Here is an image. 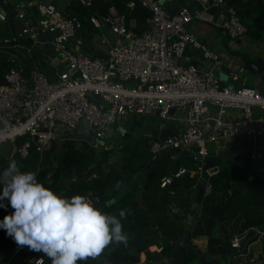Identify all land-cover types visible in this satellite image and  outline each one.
I'll return each instance as SVG.
<instances>
[{"label":"built area","instance_id":"2783aa9c","mask_svg":"<svg viewBox=\"0 0 264 264\" xmlns=\"http://www.w3.org/2000/svg\"><path fill=\"white\" fill-rule=\"evenodd\" d=\"M140 1L150 11L146 28L140 33L129 27L128 13L114 7L104 16H91L98 28L107 25L116 35L114 40H101L107 49L98 56L84 50L85 40L80 34L83 23L77 15L54 4L40 3L37 15L30 17L19 5L15 16L20 20V33L5 36L0 45L17 63L6 74L7 82L0 85V144L12 142L14 152L22 158L29 155L31 145L27 140L21 147L16 146L18 138L24 135L31 136L39 151L49 148L54 140L68 139L110 149L113 144L107 142L112 129L129 138L121 123L129 116H150L181 124L171 135L149 134L154 155L172 148L186 150L200 163L201 170L211 144L242 138L249 141L251 159L256 160L260 137L264 135V93L256 87L234 88L224 84L218 73L224 64L221 55L188 27L196 19L203 20L199 5L205 9L222 8L230 0H188L189 4L173 15L167 9V0ZM192 2L195 4L191 5ZM6 19L7 13L0 10V20ZM222 26L232 38L247 35L235 5L228 9ZM52 46L60 63L65 59V67L59 68L54 57L46 53ZM37 48L55 66L52 77L38 67L28 68L22 63L20 55L32 57ZM198 54L200 58L195 59ZM229 75L235 73L231 71ZM81 125L92 131L91 139L80 131ZM67 128L84 136H63L62 129ZM193 147L199 150H192ZM187 172L181 166L176 175ZM172 180V175L164 176L162 186ZM85 196L94 205L101 201L93 189H88ZM169 208L179 217L187 216L175 203ZM6 237L13 244L15 255H37L33 263L44 264L42 253L17 246ZM241 237L231 239L237 250Z\"/></svg>","mask_w":264,"mask_h":264},{"label":"trees","instance_id":"16d2710c","mask_svg":"<svg viewBox=\"0 0 264 264\" xmlns=\"http://www.w3.org/2000/svg\"><path fill=\"white\" fill-rule=\"evenodd\" d=\"M131 2L134 5L130 8L128 4ZM93 4L97 6L99 14ZM112 6L119 11H128V21H137L135 30L139 33L144 31L150 11L140 0H72L66 8V13L77 15L82 20L80 34L87 44H92L99 28L91 21V16H104ZM236 7L247 27V35L253 40L261 39L264 33V0H240L239 6ZM30 11L28 15L34 17L37 14V6L32 5ZM15 15L14 9L11 14H7V19L0 23V38L17 34L19 22ZM22 39L29 43L27 38ZM98 55L103 53L95 51L93 54ZM34 56L36 65L31 63L28 68L37 66L52 77L55 66L45 59L41 50L36 49ZM16 65L17 63L10 59L9 53L1 48L0 85L7 82L6 74ZM128 136L124 143L110 149H96L88 142L77 144L75 140L68 139L54 140L49 148L39 151L30 135L19 137L16 142V146L21 147L25 141L30 140L29 155L22 158L18 152H14L15 160L10 158V161H15L21 171L37 172L38 180L46 187L66 197L85 195L88 189H93L101 198L95 206L112 215H117L118 204L122 206L120 213L125 214L122 224L123 231L128 236L127 244L114 242L100 256L89 257L78 264H138L140 253L143 251L147 253L145 264H163L159 261L163 258L170 259L176 244L170 235L186 233V219L193 209V194L198 185L200 163L189 151H169L147 169L140 180L139 173L146 169V165L154 157L150 150V137H146V134ZM161 136L167 134L161 133ZM117 149L122 153L119 163L112 158L114 150ZM7 159L8 156H0V172L6 168ZM255 164L260 168L252 179L251 187H245ZM181 166H185L188 172L177 176L176 172ZM91 167L94 169L86 182L69 187L70 183L83 177ZM166 175H172L173 180L162 186V178ZM209 183L212 191L207 193L203 200V211L209 217H199L192 229V241L199 237H208L209 251L205 254V264H228L237 250L231 245L234 236H243L251 228L264 232V161H253L250 151L244 147L234 154L228 167L210 177ZM142 186L146 188L143 194H139ZM171 191L174 193L171 194ZM172 203L183 208L187 216L182 218L173 214L169 208ZM6 214H9V208L0 210V219ZM161 231L169 233V236L155 237ZM143 237L148 240L141 246L140 253H137L135 244ZM256 238L257 236H253L250 240ZM115 245L117 248L108 253ZM151 245H158L161 251L151 252ZM13 252V244L3 230H0V264ZM44 257V264H52L50 258L46 255ZM31 259V254L20 252L15 264H34ZM175 264L202 262L196 248L186 244L179 250Z\"/></svg>","mask_w":264,"mask_h":264},{"label":"clouds","instance_id":"9594fccd","mask_svg":"<svg viewBox=\"0 0 264 264\" xmlns=\"http://www.w3.org/2000/svg\"><path fill=\"white\" fill-rule=\"evenodd\" d=\"M37 177L15 161L0 172V210L12 209L0 219V230L17 246L46 255L52 264H78L114 242L127 244L124 212L106 213L85 195H61Z\"/></svg>","mask_w":264,"mask_h":264},{"label":"water","instance_id":"95a60500","mask_svg":"<svg viewBox=\"0 0 264 264\" xmlns=\"http://www.w3.org/2000/svg\"><path fill=\"white\" fill-rule=\"evenodd\" d=\"M22 2V5L25 7L27 13L30 15L29 11V3L26 0H20ZM170 1L167 5V9L169 10L170 14L173 15L176 12H178L183 5L186 4L188 0H167ZM88 3L90 1H87ZM191 5H194L195 2L190 3ZM240 0H230L226 5H224L222 8H216V7H211L208 9H205L204 6L199 5L198 7L203 10L202 17L203 19H212L215 21L218 25L221 26L222 29L228 32V29L222 26L224 23L227 15H228V9L230 8L231 5L239 6ZM95 8L96 13L99 14L97 7L93 5ZM0 10L6 12L7 14H11L12 11L14 10L13 5L10 2H6V0H0ZM18 22L20 20L16 18ZM104 29L109 30V27L107 25L104 26ZM17 33H20V30L17 28ZM55 47L52 46L50 49L46 50L47 54L53 55L55 53ZM54 62L56 65L60 68V56L54 57ZM234 67L233 71L235 73L234 76L226 75L223 76L225 77L224 83L226 85H229L231 87L237 88V87H256L261 93H264V58L262 57H254L251 56V53H245V55L237 57L234 59ZM62 68V67H61ZM172 112H174V109H172ZM150 124L155 125V129L152 131L147 130L148 126ZM162 126H165V129H161ZM174 126L175 123L173 121L165 122V120L161 117H150V116H145V117H140L136 119L135 121H129L125 120L122 123V128L129 134H134L137 136L140 135H145V134H167L171 135L174 134ZM80 131L85 134L87 139H91L92 137V131L88 128H86L84 125L80 126ZM112 141H108L107 144H110ZM260 142L264 144V135L260 137ZM242 140L237 141V145H241ZM192 150L198 151V147H193ZM173 153H177L181 151L180 149L177 148H172L170 150ZM166 153V152H165ZM165 153L161 154H156L154 155L153 159L146 165V169L142 170L139 173V179H142L143 174L146 173V170L152 167L159 159L164 157ZM10 162V159H7L6 161V167L8 166ZM230 165V161L227 159L226 156H221L219 153H216L215 155H209L204 159V162L202 164L201 170H200V176L198 179V187H197V194H196V202L193 205V209L191 212V215L186 219V233L183 235H170L171 239L176 242L175 248L173 250V253L170 257V264H175L176 263V257L183 245L186 244H191L194 246L197 250V253L201 256V262L205 264V257L203 255L204 251L198 247L193 241H192V229L194 225L196 224L197 220L199 219L200 216L203 217H209L204 211H203V200L204 197L207 193H210L212 191V188L209 187V180L210 177L221 171L222 169L228 167ZM259 165L255 164L254 169L252 170L249 179L245 183V187H251L252 184V179L259 170ZM94 167H91L87 173L79 178L78 180L74 181L72 184H69V187H72L74 184L79 185L81 183H84L87 181L88 177H90L92 170ZM146 188V187H144ZM173 194L172 192H170ZM122 206L118 204L116 206V212L117 215L119 216L120 210ZM258 234V230L256 228H251L249 229L240 239V248L243 249L249 240ZM169 236V233L161 231L159 234H157L155 237H160V236ZM147 238H140V241L135 244L136 247V252L140 253V248L141 246L147 241ZM116 245L112 246L109 250L108 253H111L116 249ZM37 256V255H36ZM36 256L33 257L31 260V263L34 262Z\"/></svg>","mask_w":264,"mask_h":264},{"label":"crops","instance_id":"0c3cea01","mask_svg":"<svg viewBox=\"0 0 264 264\" xmlns=\"http://www.w3.org/2000/svg\"><path fill=\"white\" fill-rule=\"evenodd\" d=\"M26 1H28L29 3V11L32 5H36L38 7V4L46 3V4H54L55 6H57L58 8L66 12V8L72 0H26ZM179 1H183V0H179ZM6 2H10L13 5L15 11L18 10L19 5L24 10H26L20 0H6ZM169 2L170 1H168V3ZM186 4H189V1H187ZM128 5L131 8L134 5V3L131 2ZM112 7L117 9L115 6H112ZM124 12L128 13V11H124ZM36 15L37 14H35L34 17ZM0 23H2L1 20H0ZM128 24L132 30L137 32V30H135L137 27V21L135 19H131L130 21H128ZM19 26L20 24H18L17 27ZM104 26L103 28H99V32H97L94 35L92 44L90 43L87 44V42L85 41L84 50L90 55H93L95 51H100L104 55L107 49V46L104 45L101 40L105 37L109 40H114L116 38V35L111 33V31L104 29ZM144 26L146 28L145 24ZM188 27L190 30L194 31L199 36V38H201L205 43H207L214 51L218 52L221 55L222 60L224 61V64H223L224 67L222 66L223 68H221L218 73L220 77L222 78L223 82L225 79V77L223 76L229 75V72L233 70V67L235 65L234 64L235 58L243 56L244 53H248V52L252 54L256 52L255 51L256 48L258 49L256 42H254V40L250 38L248 35L242 38H237V39L232 38L229 32L222 29L211 18L203 19V20L196 19L192 21L188 25ZM255 41H258V40H255ZM86 45H87V48H86ZM37 49L40 50L39 48ZM241 52H244V53H241ZM34 54H35V51H34ZM52 56L57 57L58 54L54 53ZM261 57L264 58L263 55H261ZM199 58H200L199 54L195 55V59H199ZM20 59L26 67H30L31 63L36 65V59L34 55L32 57L26 56V55H20ZM60 65L62 68L66 66V64L65 65L63 64V61H61ZM136 119H138V117H136L135 120ZM155 128L156 127H148L147 130L152 131ZM165 128L166 127L164 126L161 129H165ZM178 128H181V124L177 122L173 130H178ZM240 139L242 140V143L239 146V144L237 145L236 143ZM245 143L247 146L248 145L251 146L249 141H247V139L238 138V139L231 140V141L228 139H223V140H220L218 143L211 144V146H209V152H210V155H215L216 153H219L221 156H226L227 159L230 161L235 153H237L242 148L244 149V147L246 146ZM253 161H256V162L264 161V144L261 142H259V145H258L257 158L256 160H253ZM192 174H195V172H192ZM198 174L200 176V172H198ZM144 187L145 186L141 187L139 194H143L144 189H145ZM196 194H197V188H196V192L193 194V205L196 202ZM257 230H258V234L256 235L257 238L255 240L253 241L249 240V242L243 249L240 248L236 250V252H234L231 258V261H230L232 264H263L264 263V232H262L260 229H257ZM194 242L198 247H200L204 251L203 255L205 257L206 252L209 251L208 237L203 236V237L196 238L194 239ZM149 250L151 252H154V251L159 252L161 251V247H159L158 245H151L149 246ZM16 257H17V254L15 255L13 252L12 255H10V257L7 260L5 259L2 260V264L4 263L15 264L17 261ZM33 257L34 256H32V259ZM146 259H147V253L145 251L141 252L140 253V263L138 264H145ZM200 260H201V256H200ZM170 262L171 260L168 258H163L159 261V263H163V264H168V263L170 264Z\"/></svg>","mask_w":264,"mask_h":264},{"label":"rangeland","instance_id":"374dc122","mask_svg":"<svg viewBox=\"0 0 264 264\" xmlns=\"http://www.w3.org/2000/svg\"><path fill=\"white\" fill-rule=\"evenodd\" d=\"M4 37L5 36H2L1 38H4ZM254 42H256L258 49L256 48L255 49L256 52L252 53L251 56H256V57H261V55L264 56V33H263V37L261 39H259L258 41L254 40ZM241 53H244V52H241ZM40 57H41V55H40ZM62 61H63V64L65 65L66 64L65 59H63ZM223 63H224V61H223ZM217 72H218V70H217ZM135 118H136L135 116H129V117H127V120L135 121ZM121 125H122V123H121ZM148 127H155V125L150 124ZM62 134H63V136H67L70 138H72L74 136H81V137L84 136L79 131L73 130L70 128L62 129ZM109 137H110L109 139H110V141H112V144L114 147H118L120 143H124V141L126 140L125 137H123L120 133L116 132L114 129L111 130ZM146 137H151V135L146 134ZM74 142L77 144L87 143L85 140H75ZM245 149L246 150L248 149L250 152L252 151V147L249 145L248 146L246 145ZM14 151H15V145L12 142L8 141V142H3L0 144V156H8L12 160H15V158H13ZM114 151L115 152H114V155L112 156V158L115 159L119 163L121 161L122 153L118 149L114 150ZM198 172H200V171H198ZM88 179H89V177H88Z\"/></svg>","mask_w":264,"mask_h":264}]
</instances>
